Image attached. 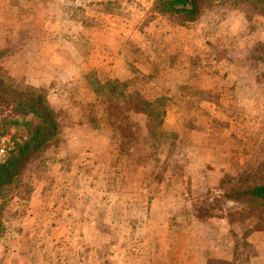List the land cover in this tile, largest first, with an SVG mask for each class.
Returning a JSON list of instances; mask_svg holds the SVG:
<instances>
[{
	"label": "rangeland",
	"instance_id": "obj_1",
	"mask_svg": "<svg viewBox=\"0 0 264 264\" xmlns=\"http://www.w3.org/2000/svg\"><path fill=\"white\" fill-rule=\"evenodd\" d=\"M73 1L0 0V73L46 92L65 126L46 168L32 162L22 174L4 213L0 251L8 244L17 247L12 256L24 257L23 247L40 243L27 254L46 259L42 264L107 261V254L132 259L148 238L149 209L165 218H150L156 228L224 220L228 259L264 264V226L256 230L249 208L225 201L220 189L225 176H244L264 162L263 7L215 0L186 22L155 13V0ZM98 12L107 15L110 35L101 48L78 25ZM96 50L107 54L104 71L90 67ZM77 64L88 67L79 72ZM105 73L111 79L102 85ZM125 82L148 101L169 99L163 131L177 140H133L99 128L110 105L100 93ZM21 119L0 101V128L14 131ZM189 132L205 134L207 146L195 151L199 138ZM136 206L143 212L133 216Z\"/></svg>",
	"mask_w": 264,
	"mask_h": 264
},
{
	"label": "trees",
	"instance_id": "obj_2",
	"mask_svg": "<svg viewBox=\"0 0 264 264\" xmlns=\"http://www.w3.org/2000/svg\"><path fill=\"white\" fill-rule=\"evenodd\" d=\"M215 0H155L154 11L159 15H171L186 22L197 21L203 7ZM235 6L248 4L250 7H263L264 0H232ZM1 55H8L2 51ZM130 82L118 83L107 93H100L110 104L108 117L104 121L105 130L120 132L133 140L158 141L159 139L177 140V135L163 131L170 105L167 97L148 101L135 91L129 90ZM0 101L13 107L21 120L13 121L15 128H0V137L12 136L15 149L9 159L0 162V233L4 231V213L8 201L21 185L22 174L31 163L38 164V170L46 168V158L63 137L64 123L50 103L48 94L41 89L17 82L0 73ZM122 119H121V118ZM125 117V118H124ZM124 118V119H123ZM20 133L23 135L20 136ZM175 144V142L173 143ZM223 198L233 204L245 205L250 217L258 220L256 230L264 226V162L257 169L241 177L227 175L221 181ZM207 210V216L212 217ZM255 229L250 230L252 233ZM246 233V236L249 235ZM222 264H241L236 258ZM247 264V263H246Z\"/></svg>",
	"mask_w": 264,
	"mask_h": 264
},
{
	"label": "crops",
	"instance_id": "obj_3",
	"mask_svg": "<svg viewBox=\"0 0 264 264\" xmlns=\"http://www.w3.org/2000/svg\"><path fill=\"white\" fill-rule=\"evenodd\" d=\"M84 0H82L83 2ZM111 1V0H108ZM107 1V2H108ZM80 0H75L72 3H78ZM87 3L82 4V6H86ZM92 5H99V3H92ZM98 15H93L92 21L89 22L88 19L87 21H83L79 23V27L83 32V29H86V34H87V40H90L93 42L94 46L96 43L98 44V48H101L102 43L107 42L110 35H107V23L106 21H102L103 18H105L107 15L98 12ZM106 15V16H105ZM87 17V16H86ZM111 17V16H110ZM87 18H90L89 16ZM70 24L74 25L75 23L70 22ZM60 54V53H58ZM106 55L104 54V51L101 52V50H96L95 53L92 52L91 56V63L90 67L97 68L99 71H104V69L107 67V62H106ZM120 57H123L122 53L118 52ZM89 57V55L87 56ZM56 64V63H54ZM58 67V65H57ZM56 67V68H57ZM88 67L86 64H77V68L80 69L79 72H83V70ZM63 70V69H62ZM74 72H77L73 69ZM78 72V73H79ZM105 76H102L100 78V83L102 85L104 84L103 81L106 79H111L107 78V73H105ZM109 74V73H108ZM67 76L62 75V79L65 78V80L68 81L66 78ZM60 79V82H63V80ZM53 80V79H52ZM108 81V80H107ZM106 81V82H107ZM66 82V81H65ZM64 83V82H63ZM111 83H109L107 86H105L106 89L111 88ZM188 136L191 138H199V140L194 144V150L199 151L203 149L205 146H207V140L205 134L200 135L197 132H189L187 133ZM210 136V134H208ZM201 137L203 139H201ZM202 141V142H201ZM145 199V198H144ZM132 201V200H131ZM147 203L149 202H154L153 200L150 201L146 199ZM145 201V202H146ZM122 202V201H121ZM132 206H133V202ZM155 206V205H154ZM139 207L136 206V208H133V212L135 213L133 216H136L139 214V211L142 209H138ZM156 209V208H155ZM165 209V206L162 208V210ZM140 211V212H141ZM148 212H145L144 214L148 216V224L145 226L147 227L148 230H150L149 233H147V239L144 241V243L138 242L134 249V252L137 254L135 258L128 259L127 257L124 258H119L118 254H115V257L111 258L109 254H107V261L104 259H89L88 261H75V259H71L73 262H68V264H222L224 262H229L233 258H229V242L223 240L225 234H226V229L225 225L227 224L226 221L220 220V221H212L213 224L216 226L214 228L217 229H212V223L208 220L206 223H197L196 220H193L192 222H186V223H178V226H172L170 225H165L162 226L161 228H156L153 225V221L150 220L154 219L155 216L158 218L165 219L163 214H156L155 210H149ZM132 210H130V213ZM164 213V212H161ZM168 216V217H167ZM119 217V216H117ZM153 217V218H152ZM177 217V216H176ZM175 217V218H176ZM193 217V216H192ZM131 218V217H130ZM166 218L170 219V215L166 214ZM214 219V218H211ZM165 221H162V224H164ZM142 227V225L139 226H132V230H134V233L131 237L133 240V236L136 235V233L139 231V228ZM144 227V228H145ZM156 228V230H155ZM226 228H230L229 224ZM122 229V228H121ZM42 236V234L37 233V235ZM102 234L98 236V240H101ZM122 238L124 236L122 233L120 234L117 244H115V248H119V245H123ZM111 245V244H110ZM228 245V247H227ZM98 247L100 249L106 248V243L102 242V244H98ZM16 246H8V244L4 245L0 251V264H42L44 260L46 259H41V258H34V257H29V254H27L28 251L30 250H39L40 249V243L30 246L27 248V246L23 247V251H27L24 257H18L15 258L12 256L14 253L12 250H16ZM99 249V250H100ZM108 249V248H107ZM123 251L129 253L130 249H125L122 247ZM228 251V252H227ZM32 254V253H31ZM235 253L233 254V256ZM138 258V259H137ZM122 259V261H121ZM59 259L57 260H52L50 259L48 261V264H59L58 263ZM83 262V263H81ZM62 264H66L63 262Z\"/></svg>",
	"mask_w": 264,
	"mask_h": 264
},
{
	"label": "built area",
	"instance_id": "obj_4",
	"mask_svg": "<svg viewBox=\"0 0 264 264\" xmlns=\"http://www.w3.org/2000/svg\"><path fill=\"white\" fill-rule=\"evenodd\" d=\"M15 149V143L10 137H0V162L10 158Z\"/></svg>",
	"mask_w": 264,
	"mask_h": 264
}]
</instances>
